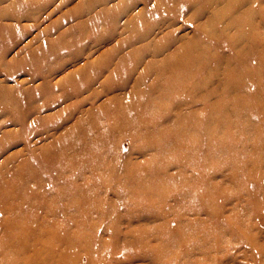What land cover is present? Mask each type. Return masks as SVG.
I'll return each instance as SVG.
<instances>
[{
	"label": "rangeland",
	"instance_id": "obj_1",
	"mask_svg": "<svg viewBox=\"0 0 264 264\" xmlns=\"http://www.w3.org/2000/svg\"><path fill=\"white\" fill-rule=\"evenodd\" d=\"M0 89V264H264V0H0Z\"/></svg>",
	"mask_w": 264,
	"mask_h": 264
},
{
	"label": "bare ground",
	"instance_id": "obj_2",
	"mask_svg": "<svg viewBox=\"0 0 264 264\" xmlns=\"http://www.w3.org/2000/svg\"><path fill=\"white\" fill-rule=\"evenodd\" d=\"M46 54H49V55H52V53L49 51V53H46ZM32 58V57H31ZM30 58V59H31ZM38 58H39V55H37V57H36V59L38 60ZM34 59V58H33ZM35 60V59H34ZM36 61V60H35ZM49 60L48 59H45V58H43V59H41L40 61H37V62H35L34 63V65H35V67L37 68L38 67V64H40V66H39V68H41V67H43V66H45V64L48 62ZM44 87H41L40 89H43ZM5 92L6 91H4V89L2 90V89H0V102H2L3 100H6V102H5V106H2L3 108L4 107H6L7 105L9 106V105H11V108H13V107H15V104H16V102L15 101H13L11 98H9L6 94H5ZM8 97V98H7ZM8 101V102H7ZM2 108L0 107V110H1ZM1 114V113H0ZM30 168V167H29ZM31 169V168H30ZM194 190V189H193Z\"/></svg>",
	"mask_w": 264,
	"mask_h": 264
}]
</instances>
